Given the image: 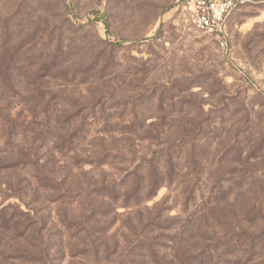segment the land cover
I'll return each mask as SVG.
<instances>
[{
    "label": "rangeland",
    "instance_id": "rangeland-1",
    "mask_svg": "<svg viewBox=\"0 0 264 264\" xmlns=\"http://www.w3.org/2000/svg\"><path fill=\"white\" fill-rule=\"evenodd\" d=\"M180 1L0 0V112L40 121L49 91L90 105L92 129L129 125L135 112L136 125L151 135L161 131L158 138L137 140L142 153L180 133L193 134L199 122L201 134L190 141V159L182 161L177 180L165 182L142 206L117 207L110 243L124 245L131 218L162 214L159 221L173 228H157L154 236L172 264H201L198 256L208 258L205 264H264V0L239 4L225 35L191 27ZM55 57L68 72L39 69ZM9 60L18 67L13 72L4 70ZM5 77L14 81L13 89ZM61 101L55 112L70 113ZM126 137L102 135L97 143L123 146ZM87 142L83 149L91 148ZM70 157L55 166L67 183L86 185L92 177H116L132 168L76 166ZM16 169L0 170V203L20 202L9 186L24 177ZM39 196L37 203L30 195L25 202L47 216L46 233L56 243L52 264H105L80 253L77 228L63 223L61 209L74 220L79 207L59 206L45 191ZM226 241L232 254L222 246Z\"/></svg>",
    "mask_w": 264,
    "mask_h": 264
},
{
    "label": "trees",
    "instance_id": "trees-1",
    "mask_svg": "<svg viewBox=\"0 0 264 264\" xmlns=\"http://www.w3.org/2000/svg\"><path fill=\"white\" fill-rule=\"evenodd\" d=\"M96 18L106 22L104 16ZM10 61L9 65L6 64L4 67L6 72L18 68L15 64H10ZM63 66L55 57L39 69L68 72L64 71L66 69ZM73 72L76 73V70ZM82 72L89 71L87 69ZM4 80L13 89L14 81L9 77H5ZM61 98L71 107L70 113L66 115L55 112L58 104L62 103ZM89 106L83 105L70 95L49 91L40 121L19 120L11 117L9 113L0 112V170L19 168L22 171L21 175H24L14 186L9 185L13 196L20 202L0 203V235H3L0 237V264L14 261L26 264L53 263L54 257L51 253L56 243L47 236L46 230L49 225L47 216L41 214L39 207L31 208L29 207L31 203L25 202L27 195L33 199L31 202H39V194L42 191L50 193L51 202L59 206L79 207L80 213L74 220L67 218L61 209L63 223L68 228H77L74 236L78 237L80 246H83L80 253L90 252L96 263L172 264L173 261L159 252L161 241L154 236L157 228H173L172 223L159 221L162 214H157L155 218L142 216L136 222L131 218L130 225L127 226L129 237L125 238L123 246L116 240L110 243L108 234L115 221L113 214L117 207L123 205L129 209L142 206L157 194L165 182L177 180L174 178L180 175L177 170L182 161L190 159L188 156L190 141L196 140L201 134L200 123H197V129L193 134L180 133L175 140H164L160 145H155L154 149L151 144L149 150L142 153L137 140L152 138L154 134L151 135V131L146 130L142 124H135L140 118L138 113L131 114L129 125L103 127L99 130L90 127ZM91 116L93 118L95 115ZM110 118L113 117H104L105 120ZM160 132L154 136L158 138ZM117 133L127 136V145L121 146L113 142L97 143L99 136L103 135V140H106ZM90 139L93 142L91 148L83 149L87 141L90 143ZM79 150L87 156L78 155ZM69 155L76 166L90 164L92 167L102 168L104 165L122 163L130 164L132 168L116 177H103L100 180L92 177L86 185L80 181L67 183L66 177L63 175L60 177L55 166L63 167ZM21 204L28 209L22 208ZM176 237L177 234L174 236L175 240ZM216 242L214 248L220 244V241ZM223 243L222 246L226 245V251L229 250L227 254H232L234 251L229 247V243L227 241ZM113 255L117 259L111 262L109 258ZM198 260L201 264L209 262L205 256H198L196 262Z\"/></svg>",
    "mask_w": 264,
    "mask_h": 264
},
{
    "label": "built area",
    "instance_id": "built-area-1",
    "mask_svg": "<svg viewBox=\"0 0 264 264\" xmlns=\"http://www.w3.org/2000/svg\"><path fill=\"white\" fill-rule=\"evenodd\" d=\"M245 0H181L187 23L196 30L225 35L230 14Z\"/></svg>",
    "mask_w": 264,
    "mask_h": 264
}]
</instances>
